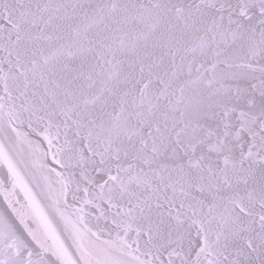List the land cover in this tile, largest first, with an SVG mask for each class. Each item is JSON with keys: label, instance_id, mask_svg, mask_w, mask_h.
<instances>
[{"label": "snow or ice", "instance_id": "6c2138e0", "mask_svg": "<svg viewBox=\"0 0 264 264\" xmlns=\"http://www.w3.org/2000/svg\"><path fill=\"white\" fill-rule=\"evenodd\" d=\"M0 264H264V0H0Z\"/></svg>", "mask_w": 264, "mask_h": 264}]
</instances>
